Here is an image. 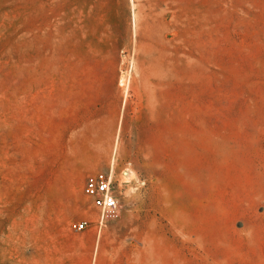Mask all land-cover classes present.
Segmentation results:
<instances>
[{"label": "rangeland", "instance_id": "1", "mask_svg": "<svg viewBox=\"0 0 264 264\" xmlns=\"http://www.w3.org/2000/svg\"><path fill=\"white\" fill-rule=\"evenodd\" d=\"M0 264H264V0H0Z\"/></svg>", "mask_w": 264, "mask_h": 264}, {"label": "built area", "instance_id": "2", "mask_svg": "<svg viewBox=\"0 0 264 264\" xmlns=\"http://www.w3.org/2000/svg\"><path fill=\"white\" fill-rule=\"evenodd\" d=\"M82 194L89 200L91 206L98 210L100 223L108 214L114 213L119 207L112 170L88 174L83 182ZM87 224V221H79L70 226L73 231L81 232L87 227Z\"/></svg>", "mask_w": 264, "mask_h": 264}]
</instances>
